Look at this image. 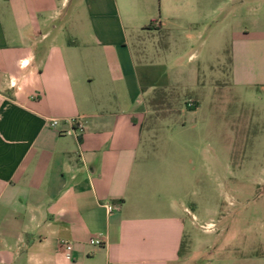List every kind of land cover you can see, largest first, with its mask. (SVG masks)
<instances>
[{
    "label": "crops",
    "instance_id": "obj_1",
    "mask_svg": "<svg viewBox=\"0 0 264 264\" xmlns=\"http://www.w3.org/2000/svg\"><path fill=\"white\" fill-rule=\"evenodd\" d=\"M227 4L158 0L154 19L155 0H0V264H183L180 200L158 199L150 185L170 159L154 144L145 96L197 84L194 68L175 65L177 40L189 43L196 24H218ZM128 27L164 33L158 51L168 62L154 63L147 48L136 57ZM236 34L234 84L264 86V20ZM157 107L174 111L166 100ZM76 118L84 133L69 136Z\"/></svg>",
    "mask_w": 264,
    "mask_h": 264
},
{
    "label": "rangeland",
    "instance_id": "obj_2",
    "mask_svg": "<svg viewBox=\"0 0 264 264\" xmlns=\"http://www.w3.org/2000/svg\"><path fill=\"white\" fill-rule=\"evenodd\" d=\"M223 8L227 12L216 18L218 24H196L189 43L177 40L175 65L186 74L194 68L197 84L145 96L154 144L170 159L153 172L156 180L150 185L158 199L180 200L188 233L183 264H264V86H236L231 65L242 40L237 31L264 20V0H228ZM134 14V23H142L143 10L138 7ZM154 14L158 19V0ZM225 23L227 31L219 35ZM184 25L181 31L188 30ZM138 30L127 28L136 57L147 48L148 59L167 63V52L158 51L165 45L164 33ZM157 99L170 102L174 111L159 115ZM193 100L199 102L194 110L188 107Z\"/></svg>",
    "mask_w": 264,
    "mask_h": 264
},
{
    "label": "built area",
    "instance_id": "obj_3",
    "mask_svg": "<svg viewBox=\"0 0 264 264\" xmlns=\"http://www.w3.org/2000/svg\"><path fill=\"white\" fill-rule=\"evenodd\" d=\"M49 123H50L51 127L58 128L62 122L60 119H51ZM71 124H72L73 128L66 132L67 135L79 137L84 133L85 125L81 119H79V118L73 119V120H71ZM107 208L110 212H112L115 209L114 206L111 204H108ZM90 244L93 246H103L104 241L101 238H92L90 240ZM72 250H73L72 244L65 242L63 254L66 258H71Z\"/></svg>",
    "mask_w": 264,
    "mask_h": 264
},
{
    "label": "trees",
    "instance_id": "obj_4",
    "mask_svg": "<svg viewBox=\"0 0 264 264\" xmlns=\"http://www.w3.org/2000/svg\"><path fill=\"white\" fill-rule=\"evenodd\" d=\"M195 108H193L192 110H194ZM182 248H183V245H182ZM182 253H183V250H182Z\"/></svg>",
    "mask_w": 264,
    "mask_h": 264
}]
</instances>
